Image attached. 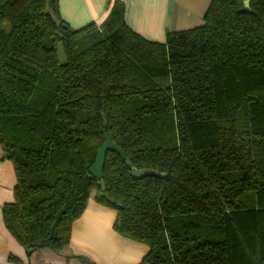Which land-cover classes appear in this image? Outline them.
<instances>
[{"label":"trees","instance_id":"1","mask_svg":"<svg viewBox=\"0 0 264 264\" xmlns=\"http://www.w3.org/2000/svg\"><path fill=\"white\" fill-rule=\"evenodd\" d=\"M58 1L0 0L6 231L28 255L59 253L93 194L148 247L139 264H264V0H210L202 25L163 43L118 2L72 29ZM103 130L124 155L105 156L110 201L88 174Z\"/></svg>","mask_w":264,"mask_h":264},{"label":"crops","instance_id":"2","mask_svg":"<svg viewBox=\"0 0 264 264\" xmlns=\"http://www.w3.org/2000/svg\"><path fill=\"white\" fill-rule=\"evenodd\" d=\"M118 2L124 7V21L144 39L163 43L170 32L196 27L210 0H59V14L72 28L89 23L99 26ZM15 175L12 164L0 150V264L12 255L21 264H139L148 247L121 237L112 229L115 212L97 204L91 194L80 218L72 224L70 242L56 253L38 250L30 255L6 231L1 207L11 202Z\"/></svg>","mask_w":264,"mask_h":264},{"label":"water","instance_id":"3","mask_svg":"<svg viewBox=\"0 0 264 264\" xmlns=\"http://www.w3.org/2000/svg\"><path fill=\"white\" fill-rule=\"evenodd\" d=\"M248 5H249V0H244V6L248 7ZM107 152H115L121 159L124 160V155L121 149L113 143L108 133L103 130V143L96 153L95 160L92 166L89 168L88 174L90 177L94 178L99 183L100 188H101V197L104 198L106 201H110V199L107 197L105 193V186H104V181L102 178V171H103L105 156ZM125 164L128 167H130V164L128 161H125ZM130 174L132 177L137 178V179L155 175L152 171H149V170H140V171L132 170ZM81 262L83 264H90L84 258L81 260Z\"/></svg>","mask_w":264,"mask_h":264},{"label":"rangeland","instance_id":"4","mask_svg":"<svg viewBox=\"0 0 264 264\" xmlns=\"http://www.w3.org/2000/svg\"><path fill=\"white\" fill-rule=\"evenodd\" d=\"M203 24V22H201L199 25H197V26H200V25H202ZM196 26V27H197ZM57 58H58V60L60 61V63H64L65 62V54H64V52H63V50H62V46H61V44H58V47H57Z\"/></svg>","mask_w":264,"mask_h":264}]
</instances>
